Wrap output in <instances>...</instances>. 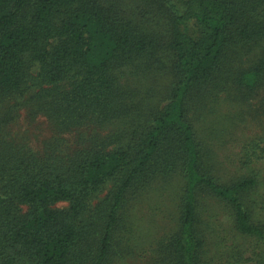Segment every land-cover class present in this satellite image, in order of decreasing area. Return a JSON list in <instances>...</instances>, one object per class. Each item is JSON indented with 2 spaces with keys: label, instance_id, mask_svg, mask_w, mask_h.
I'll return each instance as SVG.
<instances>
[{
  "label": "trees",
  "instance_id": "trees-1",
  "mask_svg": "<svg viewBox=\"0 0 264 264\" xmlns=\"http://www.w3.org/2000/svg\"><path fill=\"white\" fill-rule=\"evenodd\" d=\"M164 2L173 11L169 49L175 81L145 132L112 148L99 144L63 153L48 147L35 153L18 145L15 153L0 157V264H105L129 189L179 168L186 181L179 231L159 245L156 264H210L198 227L199 190L229 207L239 234L264 240V216L256 220L245 202L257 178L220 183L206 169L188 119L190 95L220 84L229 52L264 39V0ZM116 5L113 0H0V96L23 92L37 77V98L58 128L102 126L125 114L129 97L117 72L152 58L157 47ZM235 82L249 90L264 83V51ZM116 178L110 197L96 206L109 200L93 257L83 217L97 191ZM64 201L67 209L54 208ZM22 205L28 206L25 213Z\"/></svg>",
  "mask_w": 264,
  "mask_h": 264
},
{
  "label": "rangeland",
  "instance_id": "rangeland-1",
  "mask_svg": "<svg viewBox=\"0 0 264 264\" xmlns=\"http://www.w3.org/2000/svg\"><path fill=\"white\" fill-rule=\"evenodd\" d=\"M113 1L154 38L157 47L152 58H141L117 72L129 97L128 111L102 126L88 122L70 130L58 128L37 98L41 83L35 69V79L23 92L0 96V157L15 153L18 145L35 153H43L48 147L68 153L99 144L106 148L127 145L147 130L167 103L175 81L174 55L169 49L172 9L164 0ZM110 2L105 0V4ZM263 51L264 39L233 49L220 74V84L195 89L188 99V119L201 143L206 169L223 184L257 178V188L245 195L256 220L264 216V83L249 90L235 81L240 70L254 65ZM118 180H108L97 191L83 217L92 239L93 257L103 234L109 200L96 206L110 197ZM185 186L179 168L167 178L159 172L146 185L131 187L119 210L105 264H156L159 245L179 231ZM197 197L198 227L205 235L210 264L264 262V240L239 234L229 207L204 190H199ZM68 207L66 201L54 205L56 209ZM27 210V205L21 206L22 213Z\"/></svg>",
  "mask_w": 264,
  "mask_h": 264
}]
</instances>
